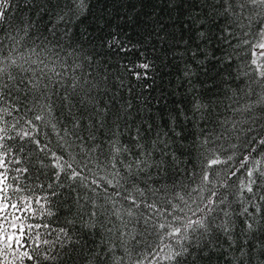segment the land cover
<instances>
[{
  "label": "snow or ice",
  "instance_id": "obj_1",
  "mask_svg": "<svg viewBox=\"0 0 264 264\" xmlns=\"http://www.w3.org/2000/svg\"><path fill=\"white\" fill-rule=\"evenodd\" d=\"M13 2L0 0V264H264V0H23L44 30L11 19ZM90 18L109 30L100 47L137 59H105L80 31ZM207 46L238 61L228 103L193 92L188 61ZM157 53L183 64L158 96Z\"/></svg>",
  "mask_w": 264,
  "mask_h": 264
},
{
  "label": "trees",
  "instance_id": "obj_2",
  "mask_svg": "<svg viewBox=\"0 0 264 264\" xmlns=\"http://www.w3.org/2000/svg\"><path fill=\"white\" fill-rule=\"evenodd\" d=\"M146 5L147 6L144 10L146 12H151L152 4L148 2V0H146ZM21 12H24L29 18H34L37 23V27L42 30L50 26V18L46 13L43 16H37L35 14V9H29L28 6L23 2V0H14L11 6L10 18L15 20ZM93 12L95 14H99L101 12V8L96 7L93 9ZM117 23H119L118 20L113 22L112 29L116 30L122 40H131L132 43H137L142 39V35L136 34L137 32L142 33V29L139 26L136 29H133L127 25H123L122 27L117 28ZM94 27L95 24L90 18L84 23V25H82L80 31L81 33H83L86 30L88 34H91L93 37H95L94 46L97 47V50L107 53L104 58L108 59L112 65H116L118 63H128L137 59V55L135 52L129 53L128 56L125 57L123 54H113L111 50L100 47V45L103 43L101 37L105 39H111V37L108 36L109 30L101 32L97 28L96 31L93 32ZM139 47H141L147 55L149 51L147 49V46L139 45ZM206 51L208 53L207 58L200 55L197 56L198 60L203 61L202 66L196 64L195 62L188 61L190 62L191 68L194 72V75L191 78V83L194 86L193 92L201 99L205 100L209 98H215L213 96L214 93H223V95H221L219 99L224 101L225 103H228L227 96L231 95V92L228 90L232 89L239 93L240 88L243 87V77L234 79V77L237 75L238 61L233 60L231 64H229L227 61H222L220 57L223 55V53L221 51H217L216 48L212 46H207ZM157 55H164V58L156 59L153 56H149L148 58L154 60L156 65L158 66L155 77V84L153 85V87L156 88V91L153 93V95L158 96L160 94L161 87L167 89L169 92L173 90V84L170 82L174 81V78L180 74V70L183 68V64H180L178 67H173V63L170 61V54L157 53ZM87 70L90 71V69ZM110 71L116 72L117 70L115 68H111ZM187 89V84H184V86L180 89V91L184 93L185 97L190 95ZM145 95H147V93H145ZM172 100L173 97L169 96V108L173 107ZM152 110L156 113V120L167 121L168 113L161 112L159 106L153 108ZM240 179H244V177L241 176ZM132 227L133 225L130 224L129 228Z\"/></svg>",
  "mask_w": 264,
  "mask_h": 264
}]
</instances>
